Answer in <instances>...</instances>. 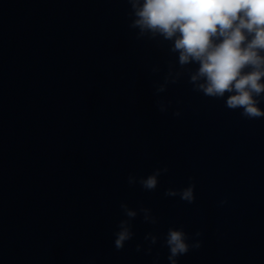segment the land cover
Segmentation results:
<instances>
[{"label":"clouds","instance_id":"clouds-1","mask_svg":"<svg viewBox=\"0 0 264 264\" xmlns=\"http://www.w3.org/2000/svg\"><path fill=\"white\" fill-rule=\"evenodd\" d=\"M129 8L127 27L136 41L152 42L166 52L167 71L163 82H156L155 95L167 91L169 85L185 78L192 91L212 100H222L224 107L238 112L248 121L264 119V0H123ZM159 65L151 68L158 73ZM171 101L156 100L160 113H167ZM173 116L179 117L177 109ZM169 172L167 165L156 167L147 176L129 173L127 183L147 192L157 189L162 175ZM194 177H188L186 186L169 187L165 197H179L187 204L196 201ZM228 203L219 201L220 206ZM123 216L113 232V247L122 251L133 240V221L139 216L143 223L156 226L159 217L152 209L140 203L136 208L127 202L119 205ZM204 233H189L183 224L168 227L160 234L145 233L143 243L135 250L153 256L159 244L167 249L168 264H180V258L203 245ZM157 251L152 264H160ZM94 264V261H89Z\"/></svg>","mask_w":264,"mask_h":264}]
</instances>
